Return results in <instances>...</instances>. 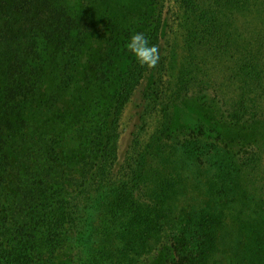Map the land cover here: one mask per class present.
<instances>
[{
    "label": "trees",
    "instance_id": "1",
    "mask_svg": "<svg viewBox=\"0 0 264 264\" xmlns=\"http://www.w3.org/2000/svg\"><path fill=\"white\" fill-rule=\"evenodd\" d=\"M82 1L85 0H42V5L27 2L19 11L15 7L8 8L12 5L7 0H0V29L6 30L0 31V49L5 52V56L0 55V66H6L3 98L8 117L13 119L15 115L17 119L29 103L39 98L45 113L54 122L63 119L66 125L83 118L93 121L80 128L86 137L76 156L80 164L79 177L73 180L71 193L66 197L54 196L55 199L50 193H44L31 199L27 212L33 228L26 237L13 236L0 211V264H45L43 256L35 254L38 233L42 234V244L48 247V252H56L71 234L77 241L83 233L87 201L94 191L100 190L103 192L97 197V204L100 203L102 212L101 238L93 249L82 252V264H131L140 251L154 250L160 237L167 240L166 256L171 257L168 264H245L249 260L252 264H264V227L250 225V228L243 222L241 229L252 231L247 240L250 245L244 251L230 240L225 251L233 256L221 263L217 240L228 234L220 226L228 205L213 211L205 206V201L211 200L205 196L195 210L186 211L184 222L179 218L176 222L171 220L168 214L177 211L173 198L177 186L173 179L166 177L164 169L154 172L148 168L153 141L139 152L142 127L133 123L132 130L121 128L126 107L136 92L140 97L136 117L142 123L144 115L154 111L171 90L164 56L170 0H147L137 26L124 31L119 25L126 20L124 16L133 14L127 0H90L86 7ZM179 1L192 27H201L189 35L188 46L192 48L200 43L209 50L211 42L206 38L215 29L223 28L220 26L221 6L217 5L213 13L204 0ZM118 28L121 32L115 33ZM25 32L28 38H22ZM137 32L144 33L150 45L159 48L160 59L153 68L142 67L126 48V43ZM21 40L27 45L25 50H22ZM217 41L224 43L225 48L233 46L246 51L243 43L234 37L218 34ZM210 54L207 57L213 58L208 62L213 63L214 68V65H228L238 75L241 86L238 100L233 103L226 98V93L214 81H196L186 66L176 75L181 87L173 96L182 97L176 101L184 100L190 92L231 125L253 121L256 112L247 106L250 100L246 96L251 84L259 82V56L244 52ZM192 81L194 83L189 85ZM122 133L127 135L120 148ZM180 142L172 148L174 163H180L177 159L183 152L186 158L196 157L194 146ZM56 144L54 139L51 147ZM52 152L54 155L50 157L55 161L59 154L56 150ZM157 152L162 156L165 150L157 148L155 154ZM160 160L166 162L162 157ZM217 183L211 189L214 196L231 200L241 192L233 173H224ZM260 213L264 215L263 204ZM165 217L170 219L171 225ZM35 226L40 229L38 233ZM121 257L123 259H118Z\"/></svg>",
    "mask_w": 264,
    "mask_h": 264
},
{
    "label": "rangeland",
    "instance_id": "2",
    "mask_svg": "<svg viewBox=\"0 0 264 264\" xmlns=\"http://www.w3.org/2000/svg\"><path fill=\"white\" fill-rule=\"evenodd\" d=\"M89 1H82V5L86 7ZM146 1L127 0L133 14L124 16L126 20L119 25L123 31L137 26ZM7 2L12 5L8 8L15 7L19 11L27 2L42 5V0ZM204 3L209 5V10L213 13L217 5L221 6L220 26L223 28L215 29L212 35L206 38L207 42H211V48L208 50L200 43L192 48L188 46L189 35L201 27L198 25L194 29L181 2L170 0L171 16L164 56L166 78L171 82V90L154 111H148L144 115L142 123L138 122L136 117V104L140 102L139 93L136 92L126 107L121 128L132 130L133 123L142 127L143 136L139 152L153 141V149H149L151 155L148 159V168L154 172L164 169L166 177L173 179L177 186L176 197L173 196L177 211L173 215L168 214L171 220L176 222L179 218L184 222L186 211L195 210L199 203L204 202L205 196L211 199L209 203L205 201L208 209L217 211V207L229 206L220 224L228 234L217 240V248H221L219 252L221 263H224L233 256L229 255V251H225L230 240H233V245L236 244L235 246L244 251L250 245L247 240L251 237L252 231L241 229V222L248 224L249 227L250 225L264 227V215L260 213L261 204L264 208V0H204ZM17 4L20 5L16 6ZM120 28L115 33H120ZM4 30L0 29L1 32ZM218 34L228 36L230 39L234 37L236 41L243 43L246 51L233 46L225 48L222 46L224 43L217 41ZM22 36L28 38L29 34L25 32ZM22 42L23 40L22 50H25L27 45ZM222 52L233 54L244 52L260 58L261 66L257 71L259 82L251 84L246 96L250 100L247 106L256 112L255 119L251 122L234 126L221 120L210 106L199 102L190 92L184 100L176 101L182 97L173 96V92L180 86L177 84L176 75L187 66L196 81L197 79L214 81L222 92L226 93V98L231 99L233 103L236 102L241 93L236 72L228 65H214V68L213 63L208 62L213 58L207 57L208 54ZM0 55L5 56L1 49ZM5 67L0 66V211L6 218V227L11 230L10 233L13 236L26 237L33 228L27 212L31 207V199L44 193H50L53 197L58 195L66 197L71 193L73 180L79 177L77 167L80 164L76 156L80 144L85 142L86 137V133H81L80 128L84 124L89 126L92 120L83 118L80 122L73 121L74 124L69 122L66 125L63 119L54 122L53 118L45 113L39 98L29 103L20 117L15 119L13 115L14 118L11 119L12 116L8 117L3 98L4 87L7 84ZM175 83L176 88H173ZM193 83L192 81L189 85ZM126 135L127 133L121 134L120 148ZM54 139L57 140V144L51 147ZM178 141L184 146L187 142L191 147L194 146L196 157L186 158L183 152L177 159L180 163L177 161L174 163L172 148ZM157 148L164 149V155L161 156L158 152L155 154ZM54 150L59 154L55 156V161L50 157L54 155L52 152ZM177 150L180 151L178 148ZM161 157L166 162H161ZM223 166L226 168L221 170ZM222 172L235 175L241 187L238 197L227 200L214 196L211 192L217 182L224 177ZM102 192L103 190L94 191L87 201L82 235H79L77 241L73 234L69 235L68 240L56 252H48V247L42 244V234L38 233L40 229L35 226L38 233L37 242L34 243L36 256H43L45 264H82V252L90 247L93 249L101 238L103 222L99 219L102 212L100 203L97 204V197ZM168 217L165 219L171 225ZM262 233L264 234V230ZM229 236L232 239H229ZM166 241L160 237L154 250L140 251L139 257L134 256L131 264H168L171 257L166 256L168 249ZM245 264L252 262L245 261Z\"/></svg>",
    "mask_w": 264,
    "mask_h": 264
},
{
    "label": "clouds",
    "instance_id": "3",
    "mask_svg": "<svg viewBox=\"0 0 264 264\" xmlns=\"http://www.w3.org/2000/svg\"><path fill=\"white\" fill-rule=\"evenodd\" d=\"M126 48L135 56L142 67L153 68L160 59L158 46L150 45L149 39L142 32L133 34L126 43Z\"/></svg>",
    "mask_w": 264,
    "mask_h": 264
}]
</instances>
